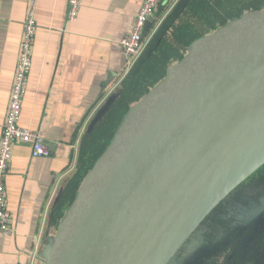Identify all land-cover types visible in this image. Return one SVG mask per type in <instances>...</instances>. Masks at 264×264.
I'll list each match as a JSON object with an SVG mask.
<instances>
[{"label":"water","instance_id":"obj_1","mask_svg":"<svg viewBox=\"0 0 264 264\" xmlns=\"http://www.w3.org/2000/svg\"><path fill=\"white\" fill-rule=\"evenodd\" d=\"M263 165L264 10L195 41L129 110L46 264H169Z\"/></svg>","mask_w":264,"mask_h":264},{"label":"crops","instance_id":"obj_2","mask_svg":"<svg viewBox=\"0 0 264 264\" xmlns=\"http://www.w3.org/2000/svg\"><path fill=\"white\" fill-rule=\"evenodd\" d=\"M176 1L160 3L149 31ZM142 3L143 0H85L76 20L67 22L68 0H38L32 66L19 124L42 136L48 155L32 158L28 145H13L5 195L14 231L7 237L0 233V264L47 263V253L58 236L63 218L96 163L84 176L71 204L65 205V186L75 173L83 144L111 118L120 126L129 110L156 86L128 105L125 83L129 71L120 41L133 25ZM27 8L28 0H0V138ZM200 38L183 51L182 58ZM180 60L166 66L163 79L168 69ZM123 106L126 110L122 116L119 111ZM250 183L251 180L244 184L248 197L239 204L234 227H229L230 233L246 244L248 228L261 227L264 222V196L258 195L255 201ZM260 200L262 206L255 207L260 206ZM207 237L210 240L209 234ZM199 238L202 236L194 237V243L186 245L184 252L190 258L185 264H205L204 255L211 254L205 243L197 250Z\"/></svg>","mask_w":264,"mask_h":264},{"label":"trees","instance_id":"obj_3","mask_svg":"<svg viewBox=\"0 0 264 264\" xmlns=\"http://www.w3.org/2000/svg\"><path fill=\"white\" fill-rule=\"evenodd\" d=\"M163 2L164 0L160 1L161 4ZM241 5L240 0H178L164 18L159 19L157 15L160 21L153 30L148 31L149 33L143 39L147 40L145 49L128 73L125 83L126 96L127 99L129 98L128 105L135 103L147 93L149 88L157 85L163 79L166 66L175 60H180L183 51L185 52L194 40L209 31L226 25L231 20L240 18L245 13L260 10L262 7L252 3H241ZM191 20L192 23H190ZM120 110L119 113L123 116L125 107L123 106ZM119 124L114 121V118L107 120L83 144L77 159L75 173L65 186L63 196L65 205L71 204L84 176L108 146ZM263 171L264 165L247 180H251L252 177H256ZM223 202L206 219L216 213L219 214ZM229 230L228 227L225 231V233L228 232L226 238L229 243L224 242V246L220 245V248L237 243L236 234H232V231L230 233ZM209 237L211 240V236ZM262 244H264L263 241Z\"/></svg>","mask_w":264,"mask_h":264},{"label":"built area","instance_id":"obj_4","mask_svg":"<svg viewBox=\"0 0 264 264\" xmlns=\"http://www.w3.org/2000/svg\"><path fill=\"white\" fill-rule=\"evenodd\" d=\"M161 0H143L131 28L120 41L121 53L125 58L128 71L134 66L143 50L141 36L148 19L153 16ZM38 0H28V8L23 23L20 51L17 58L10 100L1 127L0 138V233L12 235L14 229L7 208L5 178L11 167L12 149L15 143L30 147L32 158L46 157L48 150L42 136L29 128L20 126L22 102L26 93L28 76L32 66L31 54L36 32L35 13ZM85 0H68L67 22H74Z\"/></svg>","mask_w":264,"mask_h":264},{"label":"rangeland","instance_id":"obj_5","mask_svg":"<svg viewBox=\"0 0 264 264\" xmlns=\"http://www.w3.org/2000/svg\"><path fill=\"white\" fill-rule=\"evenodd\" d=\"M175 3L171 7H173ZM241 3L242 4L252 3L254 5L256 4V5H259L260 7L262 6L260 10H256V11L264 10V6H263L264 0H240V6H242ZM251 12H255V11H251ZM190 23H192V20ZM145 46H143L142 52L144 51ZM100 156L98 157V159L100 158ZM249 180L250 179L248 180L246 179L240 185V187L236 188L235 191H233L230 195L226 197V199L221 205L222 210H220L221 212H219V214L216 213L212 215V217H210L209 219H205L202 222V224L196 229L194 233L196 236V239L200 233H205V235L202 238H199V243H198L199 246L197 250H199L201 246L203 245V243H205V245L208 246L206 248H208L211 251V254L204 255L205 257L203 258V261L205 262V264H213V263L214 264H231L232 260H231V255H230L231 254L230 248L232 249V246L227 245L226 248L224 247L220 248V247L224 246L223 244L224 242H228V239L226 238L228 232L225 233V231L228 229V227H234L233 224L235 222V219H234L236 216L235 213H238V210L240 209L239 204L245 201V199L248 197V189L246 188L244 184L248 183ZM257 195H260V194H257ZM208 234L209 236H211V240L208 239L207 237ZM191 237H192V240H191ZM191 237L188 240L189 242L188 241L185 242V244L181 247V249L177 252V254L174 255V257L171 259L169 264H185L189 260L190 257L186 258L187 253L185 254L184 251H185L186 245H188L189 243H192V241L194 243V236L192 235ZM221 238L222 240L218 242Z\"/></svg>","mask_w":264,"mask_h":264},{"label":"flooded vegetation","instance_id":"obj_6","mask_svg":"<svg viewBox=\"0 0 264 264\" xmlns=\"http://www.w3.org/2000/svg\"><path fill=\"white\" fill-rule=\"evenodd\" d=\"M250 189L255 201L257 194L264 196V171L260 172L256 177H252ZM259 202L260 206L254 202L257 205L255 207L260 208L262 206L261 200ZM248 230V244L242 243L240 238L237 243L232 244V249L230 248L231 264H264V244H262V241L264 242V222L261 227H252L248 228ZM204 235L205 233H200L198 236L203 237ZM241 235L242 233H240ZM194 237L196 236L194 235Z\"/></svg>","mask_w":264,"mask_h":264}]
</instances>
